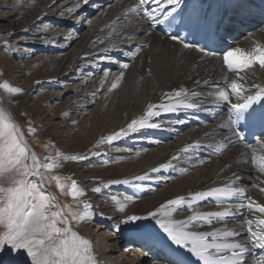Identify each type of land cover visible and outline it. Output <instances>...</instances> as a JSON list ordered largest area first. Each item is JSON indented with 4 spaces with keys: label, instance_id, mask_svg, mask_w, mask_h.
<instances>
[{
    "label": "bare ground",
    "instance_id": "bare-ground-1",
    "mask_svg": "<svg viewBox=\"0 0 264 264\" xmlns=\"http://www.w3.org/2000/svg\"><path fill=\"white\" fill-rule=\"evenodd\" d=\"M225 1L227 11L219 25V39L230 45L228 49L237 46L245 52L251 51L254 43L264 46V0ZM74 3L75 0H0V49L19 46L26 42L27 37L34 40L38 38L45 47H41L42 52L33 60L25 56L18 57L22 77L29 79V82L14 87L21 90L20 94H9L0 89V107L11 115L16 124L19 114L31 120L46 115L52 119L54 115L58 118L67 117V124L62 129L55 128L49 134V126L44 125L36 133H40L38 138L49 146H59V153L63 155L88 156V159L79 162L62 161V167L54 171H61L77 182L86 193L78 199L92 205V220L107 223L114 232L110 236L111 243L104 245L108 254L100 255L93 251L99 264H125L115 257L116 245L123 237L130 243L133 240L140 241L151 254L147 257L154 260L162 258L163 264H199L186 249L172 244L153 218L129 223L121 221L129 215L147 217L160 204L178 196L187 197L190 193L223 187L236 181L237 175L241 179L236 184L245 188V195L264 205V192L259 190V187H264V183H261L264 177L256 179L260 174L250 162H237L242 159V153H247L250 158L251 149L245 148L243 141H238L227 129L219 127L229 119V106L212 93L230 91L226 89L224 77H228L229 83L236 77L222 66L223 52L206 56L193 47L185 48L183 44L160 34L157 25L153 26L142 12L130 11L139 0H92L87 6L81 5L79 9L68 13L66 10ZM147 6L156 7V4L149 0ZM171 8L173 6H168L166 10ZM252 26H255L253 30L250 28ZM77 31L78 36L72 41L64 37L66 32ZM231 31L235 35L228 40ZM68 45L69 51L64 52ZM137 48L140 51L132 58L131 54ZM124 63L129 64V68L124 70L119 86L109 91L113 80L122 71L120 65ZM35 70L39 72L31 75ZM105 73H108L107 77ZM240 75L248 85L264 86V69L259 65ZM73 76L80 78L63 94L69 95L67 101L73 100L74 105L71 107L63 109L60 106L52 111L55 102L51 93L45 94L42 102L41 99L35 100H39L35 96L38 94L34 88L36 84L47 83L54 88L58 81L63 83ZM181 88L189 93L195 91L201 94L198 97L202 102L199 109L162 114L154 118L159 128L141 129L112 144L94 147L102 137L126 128L132 119L143 115L148 104L169 102L164 93ZM251 91L254 93L256 89ZM231 99L235 102L234 97ZM28 100L33 102L31 109L26 107ZM90 104L93 105L92 111H88ZM89 114L81 130L75 133L76 124ZM177 120L182 123H170ZM119 142L124 146L135 147L133 151H111L113 156L110 162H101L105 149H110L107 146ZM194 144H199V147L187 153L181 152L182 148ZM221 146L226 151H218ZM29 147L34 151L32 145L29 144ZM92 152L98 155L93 156ZM120 155L128 156L117 160ZM257 155H264V152L257 149ZM174 156L177 159H173ZM162 163H170L172 167L166 170L161 168L159 172L152 171V168ZM143 175L149 178L144 181L135 179ZM123 179L132 183L104 187L110 180ZM95 187H100L101 192L94 193L92 189ZM112 197L126 204L125 212L116 210L117 205ZM125 197L131 199L125 200ZM193 207L201 212L222 210L211 197ZM242 211L245 215H237L232 219L243 221L261 218L260 213ZM191 214L185 209L174 213V218L185 219ZM87 223L81 225L87 226ZM116 225H119V231ZM213 226L221 227L222 224ZM227 226L233 228L237 224L229 223ZM81 227L75 230L88 238L89 234L83 235ZM206 230L209 229H200ZM246 235L245 231L237 239L242 240ZM101 243H105V240Z\"/></svg>",
    "mask_w": 264,
    "mask_h": 264
},
{
    "label": "snow or ice",
    "instance_id": "snow-or-ice-1",
    "mask_svg": "<svg viewBox=\"0 0 264 264\" xmlns=\"http://www.w3.org/2000/svg\"><path fill=\"white\" fill-rule=\"evenodd\" d=\"M153 2L156 7L147 6L149 0H139L137 6L130 11L142 12L153 26L166 21L171 23L170 17L173 16L175 8L179 7L181 0H153ZM87 3L88 0H75L73 6L66 11L72 13ZM168 6H173L172 11L166 10ZM171 38L181 42L178 36ZM183 46L196 47L197 51L204 52L206 56L216 55L214 52L186 42ZM139 51L140 49L137 48L136 52L131 54L132 58H135ZM222 59V66L236 78L229 83L228 77H224L226 89L230 91L219 90L212 93L218 100L229 106V119L219 127L227 129L242 142L245 137L238 128L241 120L258 121L264 125V105L259 111L254 107L264 101V86L248 85L244 82V77L240 75L255 65L264 69V46L254 43V47L249 52L239 47L225 49ZM120 68L122 71L113 80L109 91L119 86L124 77V70L129 68V64H121ZM107 76L108 73H105V77ZM205 83L207 84V81ZM0 89L9 94L21 93L20 89L11 87L7 83L0 84ZM251 89L256 91L253 93ZM200 95L195 91L189 93L183 88L172 93H164L169 102L148 104L143 115L132 119L126 128L102 137L94 147L99 148L105 143L112 144L113 141L141 129L159 128L160 125L154 122V118L162 114L199 109L202 103L198 99ZM231 97L235 98V102ZM170 123H182V121H170ZM28 132L34 134L35 129L29 127ZM229 142H231L230 138ZM198 147L199 144L188 145L182 148L181 152L187 153L190 149ZM245 148L251 149L250 158L247 153H242V159L237 162H250L260 174L256 177L259 180L260 177H264V155H257V149L264 152V135L257 139L256 146L245 144ZM217 150L226 151L222 146ZM91 154L98 155L97 152ZM86 159H88L86 154L63 155L57 152L54 157H45L42 162L29 147L19 125L3 107H0V264H99L93 252L92 242L74 228V225L79 227L94 218L92 205L86 200L78 199L86 193L71 177L66 178L71 181L68 184L61 182L58 175L50 176V181L55 182L62 195L70 196L77 207L80 204L83 205L82 210L74 211L72 205L61 206L57 197L45 190L47 174L61 168L62 161L79 162ZM173 159L177 157L174 156ZM170 167H172L170 163H162L159 167L152 168V171L159 172L161 168L166 170ZM148 178L147 175L135 177L139 181ZM240 179L237 175L236 181ZM236 181L227 183L223 187H213L208 191L190 193L187 197L181 195L167 200L154 211L149 212L147 217L129 215L121 223L153 218L172 244L180 249H186L199 264H264V205L247 197L245 188L237 185ZM131 183L132 181L128 179L110 180L104 184V187L107 188L110 184L129 185ZM252 186L259 187V185ZM259 190L264 192V187H259ZM92 191L100 193L101 188L95 187ZM210 197L222 210L201 212L193 207ZM112 199L116 202V210L125 212L126 204L120 203L116 197ZM130 199L125 197V200ZM233 200L236 202L231 203L230 201ZM185 209L192 214L185 219L174 218V213ZM242 210L253 214L260 213L261 218L243 221L232 219L237 215H245ZM229 223H235L237 227L229 228L227 226ZM214 224H222V226L214 227ZM204 227L209 230L200 231ZM116 230L119 231V225H116ZM245 231L247 235L242 240H238L237 238L241 237Z\"/></svg>",
    "mask_w": 264,
    "mask_h": 264
},
{
    "label": "rangeland",
    "instance_id": "rangeland-1",
    "mask_svg": "<svg viewBox=\"0 0 264 264\" xmlns=\"http://www.w3.org/2000/svg\"><path fill=\"white\" fill-rule=\"evenodd\" d=\"M91 2L92 0H88V3L84 4L83 6H87ZM55 6L57 7L58 4H56ZM59 8L60 6L58 7V9ZM254 27L255 26H252L250 28L253 30ZM66 33L64 34V37L69 41L74 40L78 36V31L75 33L72 32H66ZM25 39L26 42L24 41V43L19 46H13L7 50L0 49V84L9 82V84L12 87H18L20 85H24L29 82V79H27L26 77H22L23 73H22V69H20V64H19L20 61H18L17 59L18 57L25 56L26 59L33 60L34 58H36V56H38L42 52V48L45 47H43L44 43L39 42L38 38L34 40L33 38L31 39L30 37H27ZM69 47L70 45H68V47L64 50V52L69 51L70 49ZM236 47L237 46H235V48ZM36 72L39 71L37 70L32 71L31 75L37 74ZM79 78H80L79 76H73L71 80L69 79V81L63 82L64 84L58 81L57 85L54 88L50 86L51 84L47 85V83L36 84L34 88L38 91V94H35V96H38L39 100L38 99L35 100L40 101L41 99L40 102H42V100L46 96L45 94L51 93L54 96L53 100L55 102L54 105H52L51 108L52 111H56L57 108L60 106L63 109L69 108L72 105H74V102L73 100L67 101L66 99H68L67 97H69V95L67 96L63 94L67 92V90H69L70 87H72V85H74ZM32 104H33L32 100L26 101V107L28 109L29 108L31 109L30 105ZM92 109H93V105L90 104V106L88 107V111H92ZM90 115L91 114L84 116L76 124L77 129L74 130L75 133L81 130L85 119H87L88 116ZM19 119L17 118V122L21 131L24 134L25 139L30 145H32L34 152L37 154V156L40 159L44 160L45 157H54L55 154L59 152L60 149L59 146H51V145L49 146L45 141H42L40 138H38L40 133H36V131H41L43 126L47 125L49 126L48 127L49 134H52V132L55 131V128L62 129L63 125L67 124L66 123L67 117L58 118L57 116L54 115V119H52L50 118V116L46 115L43 118L36 117L33 120H31V118H29L28 116L19 114ZM52 124H54V126ZM29 127L35 129L34 134H29L28 132ZM134 147L135 145L124 146L123 144H121V142L115 143V145L112 146H107V148L110 149H105V154L101 157L100 161L103 162L104 164H107L108 162H110V159L113 156V154L110 153L111 151L114 150L133 151ZM121 156L122 155L117 157L118 158L117 160H120L123 157H127L128 155H123V157ZM52 174L58 175L61 178V182L70 184L69 180H66L67 177L65 176L64 173H62L61 171H54V173L47 174L48 181L45 183V187L49 191H51L53 195L57 197L61 206L68 204V205H72L74 211L82 210L83 209L82 204H80L79 207H77V205L73 202L70 196L62 195L60 193V191L56 187L55 182L50 181V176ZM30 179L34 180L35 177H30ZM81 226L82 225H80L79 227ZM74 228L78 229L77 227H75V225ZM81 228L83 230L82 232L83 235L86 233L89 234L88 239L92 242L94 252L100 255L108 254V249L104 248V245H106L107 243L108 244L111 243L110 236L114 234V232L107 223H104L99 220H91L90 222L87 223V226H82ZM104 240L105 243L99 244ZM116 248H117V251L115 253L116 259H121L120 261L125 264H134L138 261L140 262V264H163L162 258H161L162 260L161 259L154 260L151 257H147V256H151L148 248L143 246L142 243L138 240H133V242L130 243L129 240L127 241V239L123 237L120 239L119 244L116 245Z\"/></svg>",
    "mask_w": 264,
    "mask_h": 264
},
{
    "label": "water",
    "instance_id": "water-1",
    "mask_svg": "<svg viewBox=\"0 0 264 264\" xmlns=\"http://www.w3.org/2000/svg\"><path fill=\"white\" fill-rule=\"evenodd\" d=\"M18 125V124H17ZM46 192H49V190L47 188H45Z\"/></svg>",
    "mask_w": 264,
    "mask_h": 264
}]
</instances>
